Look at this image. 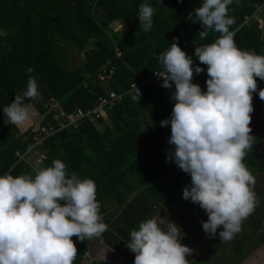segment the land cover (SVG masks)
Instances as JSON below:
<instances>
[{"label": "trees", "instance_id": "trees-1", "mask_svg": "<svg viewBox=\"0 0 264 264\" xmlns=\"http://www.w3.org/2000/svg\"><path fill=\"white\" fill-rule=\"evenodd\" d=\"M202 2L0 0V175L11 171L17 176L60 159L69 174L94 180L108 230L84 241L72 237L74 264H83L86 253L94 256V239L135 255L126 247L130 232L191 184L187 173L167 160L171 128L160 125L172 113L174 85L165 89L163 80L146 83L135 100L130 89L136 79L162 70L159 56L175 37L192 57L193 68L204 69L194 73L192 82L206 91L207 65L199 62L194 49L220 34L207 30L201 36V24L187 18L193 12L195 19L194 9ZM142 3L156 10L148 32L137 17ZM229 9L237 47L264 55V0H233ZM74 51L83 58L78 60ZM30 77L40 92L35 100L25 101L30 119L22 126L8 124L3 108L26 90ZM256 80L258 90L264 88V80ZM100 99L108 101L102 113L71 124L78 110L91 111ZM252 104L250 127L257 143L264 137V101L258 93H253ZM42 129L53 132L46 136ZM256 143L244 158L249 169L263 160Z\"/></svg>", "mask_w": 264, "mask_h": 264}, {"label": "clouds", "instance_id": "clouds-1", "mask_svg": "<svg viewBox=\"0 0 264 264\" xmlns=\"http://www.w3.org/2000/svg\"><path fill=\"white\" fill-rule=\"evenodd\" d=\"M180 2V0H178ZM233 0H203L188 19L219 33L212 43L197 46L194 55L207 65L206 91L193 83V75L204 71L193 68V59L173 38L169 49L159 56L164 68L162 87L175 91L171 115L160 121L170 125L167 160L190 175L191 184L182 198L198 204L208 219L201 221L211 238L218 228L220 240L233 239L259 204L256 178L244 163L256 138L251 134L253 93L264 101V55L241 50L230 30L235 23L229 15ZM155 9L142 3L139 26L144 32L153 27ZM40 96L38 84L30 77L26 90L16 94L3 108L7 123L22 126L30 119L26 100ZM93 179L69 174L60 159L51 166L35 167L31 172L0 175V264H74L80 241L100 237L108 230L96 199ZM63 202V203H62ZM165 219L148 218L130 232L126 247L133 252L134 264H190L192 249L181 243L183 233Z\"/></svg>", "mask_w": 264, "mask_h": 264}, {"label": "crops", "instance_id": "crops-1", "mask_svg": "<svg viewBox=\"0 0 264 264\" xmlns=\"http://www.w3.org/2000/svg\"><path fill=\"white\" fill-rule=\"evenodd\" d=\"M258 147L264 160V137L259 140ZM259 162L253 169H249L256 178L255 192L259 204L255 211L242 224V229L230 241L220 240L218 228L215 237H209L202 229L201 221L208 219L205 211L198 204L182 198V191L178 198L168 207H156L148 218L165 219L162 228L167 227V220L174 222L184 234L181 243L192 249L188 257L190 264H264V163ZM191 181L190 175L187 174ZM179 202L181 207L173 213L165 212L173 204ZM147 218V219H148ZM93 257L98 263L104 264H134V255L129 250H113L100 242L93 240L91 247ZM112 254L110 258L101 257L107 250ZM100 253V255H98Z\"/></svg>", "mask_w": 264, "mask_h": 264}, {"label": "built area", "instance_id": "built-area-1", "mask_svg": "<svg viewBox=\"0 0 264 264\" xmlns=\"http://www.w3.org/2000/svg\"><path fill=\"white\" fill-rule=\"evenodd\" d=\"M258 16V12L256 11L255 14L252 16L254 18H257ZM164 76V68H162L161 71H156L151 75H146L144 76L143 79H136V81L131 85V89H130V93H132V99L135 100L137 97L141 96V91H140V87L145 85L146 83L149 82H158L160 80H162ZM101 79H104L103 76H101ZM110 97L113 98L114 95L110 94ZM108 104V101L106 99H100L98 106L95 109H92L91 111H82V110H78L76 112V115L72 118L71 120V124H76L77 121H79L80 119H82L85 115H88L90 113H99L101 112V109ZM64 126H61V128H63ZM42 131L44 132V134L46 136H49L52 134V130H46V129H42ZM83 264H93V262H96V259L91 256L89 253H86L83 257Z\"/></svg>", "mask_w": 264, "mask_h": 264}, {"label": "rangeland", "instance_id": "rangeland-1", "mask_svg": "<svg viewBox=\"0 0 264 264\" xmlns=\"http://www.w3.org/2000/svg\"><path fill=\"white\" fill-rule=\"evenodd\" d=\"M74 55L75 56H77L76 58L78 59V60H81L83 57H82V54H79V53H77V52H75L74 51ZM263 110H264V105H263ZM34 113H36L35 111H34ZM100 113H102V111L100 112ZM34 161H36L35 159H34ZM179 207H181V205H180V203L179 202H177V203H175V204H173L168 210H165V212L167 213V212H169V213H173V211H176V210H178L179 209ZM107 250V249H106ZM98 255H100V253L98 254ZM102 255V256H101ZM100 256L101 257H104V258H110L109 256H112V254L107 250L105 253L103 252L102 254H101ZM109 255V256H108Z\"/></svg>", "mask_w": 264, "mask_h": 264}]
</instances>
